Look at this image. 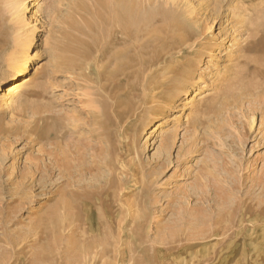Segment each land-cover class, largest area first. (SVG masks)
Masks as SVG:
<instances>
[{
	"label": "rangeland",
	"instance_id": "rangeland-1",
	"mask_svg": "<svg viewBox=\"0 0 264 264\" xmlns=\"http://www.w3.org/2000/svg\"><path fill=\"white\" fill-rule=\"evenodd\" d=\"M138 1L0 0V264H264V0Z\"/></svg>",
	"mask_w": 264,
	"mask_h": 264
},
{
	"label": "bare ground",
	"instance_id": "bare-ground-1",
	"mask_svg": "<svg viewBox=\"0 0 264 264\" xmlns=\"http://www.w3.org/2000/svg\"><path fill=\"white\" fill-rule=\"evenodd\" d=\"M21 11L25 14L28 10L29 6L27 1L21 4ZM142 4L138 0H115V4L111 5V7L105 8V16L101 15V20L106 17L108 20L120 28L123 36L125 38H131L132 36V22L136 19V17L140 16V9ZM172 20V19H171ZM146 22V21H145ZM145 26V25H144ZM149 27V26H148ZM172 26L169 21H165L163 26L159 28L157 32V37L160 36V33H165L170 30ZM132 28V29H131ZM137 30V29H136ZM140 32V30H137ZM184 39V37H183ZM36 34L34 31L29 32L25 35L23 40V47L19 49L14 48L11 53L10 59V68L14 72V76L17 78L16 81L10 83L5 88V96L9 98V102L6 104V109H9L13 106L11 101V97L19 92V89L28 81V77L26 73L29 72L30 59L31 55H29V49L36 45L37 43ZM250 69V68H249ZM246 77V76H245Z\"/></svg>",
	"mask_w": 264,
	"mask_h": 264
}]
</instances>
